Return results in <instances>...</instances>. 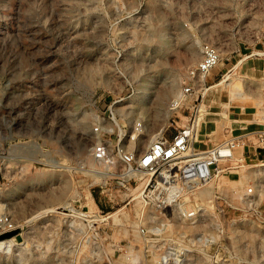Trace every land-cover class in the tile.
Instances as JSON below:
<instances>
[{
  "label": "rangeland",
  "instance_id": "374dc122",
  "mask_svg": "<svg viewBox=\"0 0 264 264\" xmlns=\"http://www.w3.org/2000/svg\"><path fill=\"white\" fill-rule=\"evenodd\" d=\"M262 31L264 0H0V214L17 229L0 235V264H107L140 244V227L162 222L188 234L220 228L216 248L197 246V264H264ZM204 43L220 54L207 82L226 79L205 109L198 101L196 123L212 124L193 143L202 153L239 136L248 152L231 162L235 186L220 176L192 192L201 214L186 226L141 203V173L116 186L113 166L90 157V131L108 105L120 123L141 117L144 140L184 124L187 110L167 102ZM248 183L253 203L238 207L230 189Z\"/></svg>",
  "mask_w": 264,
  "mask_h": 264
},
{
  "label": "built area",
  "instance_id": "2783aa9c",
  "mask_svg": "<svg viewBox=\"0 0 264 264\" xmlns=\"http://www.w3.org/2000/svg\"><path fill=\"white\" fill-rule=\"evenodd\" d=\"M261 44L264 46V42ZM254 55L264 57V49H258ZM219 60V52L214 46L202 44L199 59L188 69L187 77L182 80L177 95L167 102L170 112L187 110L188 113L184 124L171 127V132H168L170 123L152 138L144 140L145 125L142 118L137 117L128 125L120 123L118 113L112 111L109 105L104 113L96 116L90 131L94 135L90 157L102 165L113 166L107 170L113 174L116 186L127 188L126 185L136 182L134 172L144 174L147 180L139 196L141 203L163 214L174 212L177 218L175 220L186 226L196 223L201 214L192 199V192L220 176L230 186L229 177L235 172L233 169L237 168L230 164L231 159L239 147L246 145L242 138L237 136L212 145L202 153H198L193 147L196 114L199 112L198 101L200 102L203 93L210 87L211 83L207 82V77L217 67ZM115 102L117 101L112 104ZM256 145L264 148L262 131L256 134ZM116 166L119 167L117 171L113 170ZM230 192L231 195L234 194L238 207L250 206L253 203L255 193L252 183H248L240 191L230 189ZM214 196L216 199L226 198L220 193ZM228 204L233 207L232 203ZM165 223H159V226L151 225L148 229L140 227V244L134 247L130 242L120 249L122 252L117 260L107 257L105 262L197 264L191 258L199 252L197 246L210 243L216 248L220 241L221 230L217 226L215 233L188 234L180 228L174 229L176 226L170 223L169 227L172 229L168 231L162 225ZM12 230H17L14 222L0 214V235ZM172 231H175V234H172Z\"/></svg>",
  "mask_w": 264,
  "mask_h": 264
},
{
  "label": "bare ground",
  "instance_id": "6f19581e",
  "mask_svg": "<svg viewBox=\"0 0 264 264\" xmlns=\"http://www.w3.org/2000/svg\"><path fill=\"white\" fill-rule=\"evenodd\" d=\"M254 54V53H253ZM219 56H220V54H219ZM193 57V56H192ZM220 61V60H219ZM219 63V62H218ZM218 65V64H217ZM215 69V68H214ZM187 77V76H186ZM185 77V78H186ZM226 77V76H225ZM226 79V78H225ZM225 79L224 80H222L221 82H219V83H216V84H213L215 81H213L212 82V86L210 85V87L208 88V89H206L205 90V92L203 93V101H202V107H203V109H205V106H206V104L211 100V99H213L214 97H213V95H214V93H217V95L220 93V91H221V86L224 84V82H225ZM171 86H173V85H171ZM170 87L168 86V88L167 89H165V90H163L162 92L164 93V94H166V93H170V89H169ZM162 93V94H163ZM229 94V93H228ZM160 96L161 95H158L156 98H157V100L158 99H160ZM224 97V96H223ZM226 97V96H225ZM201 114H204V112H201ZM200 114V115H201ZM204 116H206V115H204ZM222 117V116H221ZM198 120V119H197ZM202 121H204V117H202V118H200L199 120H198V123H196L197 124V126H196V131H195V133H194V136H193V139H196L197 137H198V132L200 131L199 129H200V124H201V122ZM237 125V124H236ZM235 126V125H234ZM232 127V126H231ZM238 128V127H237ZM223 133V132H222ZM200 135V134H199ZM230 135V134H229ZM215 139L216 140H219L220 138H222L221 136L219 137L218 135H215ZM223 140L222 141H224V140H226V138H222ZM220 143V142H219ZM215 144H216V142H215ZM243 150V147H239L235 152H234V154H233V158L231 159V162L232 163H234V164H236L235 163V161H236V157H235V153L236 152H240V151H242ZM237 160H239V159H237ZM241 160V162L242 163H245L246 162V160L244 159V158H241L240 159ZM231 164V163H230ZM141 177L139 178V185H138V189L140 190V191H142V189H143V187H144V184H145V181L147 180V176H145L144 174H142L141 173V175H140ZM239 178H240V176H239ZM231 185H234V184H231ZM204 192V191H203ZM202 192V190H200V191H196L195 192V195H194V197L195 196H199V198H200V196H202V195H204L205 194V192L203 193ZM141 193V192H140ZM134 195V194H133ZM136 197V196H135ZM15 229H16V224H15ZM6 234H8V233H6Z\"/></svg>",
  "mask_w": 264,
  "mask_h": 264
},
{
  "label": "crops",
  "instance_id": "0c3cea01",
  "mask_svg": "<svg viewBox=\"0 0 264 264\" xmlns=\"http://www.w3.org/2000/svg\"><path fill=\"white\" fill-rule=\"evenodd\" d=\"M202 124H204L206 127H207V125L208 126H211V124H212V122L211 121H208L207 123H203L202 122ZM202 124H201V126H202ZM201 130V129H200ZM196 143H193V147H194V149H196ZM246 147L244 146V149H243V151H242V154H244L245 152H248V149L246 148ZM197 150V149H196Z\"/></svg>",
  "mask_w": 264,
  "mask_h": 264
}]
</instances>
